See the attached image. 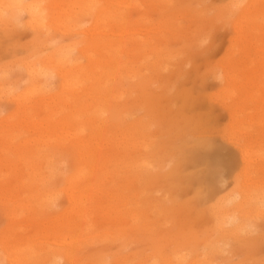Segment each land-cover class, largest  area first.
Segmentation results:
<instances>
[{"label": "rangeland", "instance_id": "1", "mask_svg": "<svg viewBox=\"0 0 264 264\" xmlns=\"http://www.w3.org/2000/svg\"><path fill=\"white\" fill-rule=\"evenodd\" d=\"M52 1L56 3L58 10H52L51 2L47 0L41 2V6L44 8L43 14L46 17V27L38 32H34L37 29L30 30L25 26L28 22L25 15L18 16L17 24L19 25L6 27L0 24V79L2 82H0V86L3 84L0 87V164L10 165L18 154H24V152L42 157L47 156L53 164L51 167L52 179L49 181V187L52 189L50 194H52L53 199L45 209L39 212L36 219L46 223L53 219L56 211L61 212L69 209L71 192L69 189L61 187L63 181L60 182V180H62V175L68 172V168L75 158V151H71L69 147V142H73V137L67 134L59 138L55 133L49 132L44 141L40 142L36 132L23 123L22 117L25 114L19 112L24 111L28 114L30 111H40L44 104L53 101L64 105L63 110L65 111L74 109L75 102L83 104L84 99H86V87L89 86L91 78L87 72L93 70L86 58V55H90L94 56L97 63L95 70L100 73L101 70L97 66L101 65V62H110L108 72L104 73V77L115 76L118 69H112L114 62H122L121 76L117 81L110 80V82L112 81L111 89L114 92H119L112 99V104L113 111H121L122 109L124 112L127 111L125 116L128 114L126 121L128 125L135 124L134 122L130 123L133 119L135 122L138 120L136 125L137 123L143 125L145 123L146 127L149 126L150 129H145L146 132L143 125V128L137 126L146 135V139L150 137L157 142L163 140L162 143L169 142L168 139L172 137L170 140L172 143L181 144V140L179 139L180 143L176 139L180 138L182 133L183 135L187 133L188 135L185 136L189 137V140L193 138L190 141L193 140L192 142H196V145H200L201 148L202 145L208 147L210 152H208V148L203 147L204 149L201 150L207 153L206 155L203 152L201 154L199 149L193 148L195 144L191 142V146L193 145L191 150L193 152L195 150L193 162H196L194 164L190 162L189 165L186 163L185 167L183 166L186 171L183 170L184 168L182 171L186 174L184 176L188 177V173L200 167L196 172L190 173L191 175L199 174L198 177L194 175L195 179L197 178L194 184L186 178L179 180L181 182L178 180L173 182L168 178V215H162L160 211L153 210L151 213L154 214L150 212L149 214L154 219H151L152 222L154 221L151 222L152 225H155L146 224L147 228H150L149 230H146L145 224V230L137 231L136 226L137 232L135 229L132 230V232L135 231L133 233L130 232L131 229L128 230L130 233L123 240L89 245L83 254L98 251V254L116 252L120 256L128 257L129 255L132 258L135 253L147 256L156 250L159 251L160 248L165 249L164 252L168 251L170 254L173 248L184 245L185 252L191 254V257L196 256L197 259L199 257L205 259L206 257L208 261L211 259L213 264H264V209H261L260 214H258L259 209L254 208L257 205L252 206L254 209L248 205L249 214L253 215L254 210H258L255 220H252L251 214L247 213L251 217L246 222L251 225L249 226L253 230L251 229L252 232L247 230V232H241L237 235L230 234L234 239L237 237L238 241L226 236V238L231 239L229 241L223 236L228 235L225 234V231L230 230V227L227 224L224 225L227 226L228 230H226L220 222L222 216L218 215L220 206L222 207L221 214L223 210L226 211L228 206L237 205V200L241 198L239 195L244 190L241 191V194L239 191L249 185L248 181L250 184L253 183L252 187L256 183V187L254 186L252 191L258 192V194L262 192L261 194L264 195V190L261 192L256 191L259 189L255 190V188L264 189V0H92L95 9L91 11H89L91 5H87V0ZM243 8L245 9L242 15L240 10ZM254 14H256L255 17L259 15L256 22L255 17H253ZM243 17L244 19H242ZM134 40L140 41L138 49L131 46ZM143 42L146 47H140ZM127 44L131 45L127 47ZM54 49H63L68 52L66 54L72 51L71 55L68 56L69 60L76 64V68L67 73V86L59 88L61 77L50 74L39 80L50 93L43 97L27 98L23 100L21 107L11 103L13 96L21 94L26 85L29 84L28 75L24 69H21L23 68L21 66L26 63L29 64V61L32 62L30 65L33 63L36 65L42 57L43 59L46 58ZM134 54L138 55L132 58ZM159 54L162 57L159 63L161 69L156 68L159 70L152 72L153 69L151 68L158 60ZM33 58L39 60L34 61ZM19 61H22V64L19 65ZM58 71L64 72L66 69L61 66ZM76 71L82 73L77 74ZM136 71L139 72L136 73ZM138 74L146 76V78L144 76V81L141 79L143 75L139 78ZM139 79L141 80L138 81ZM248 81L249 84L247 85ZM146 85H148L147 88ZM246 91H249L250 97L246 96L244 93ZM138 104L142 105L139 106ZM132 105L137 107H133V109ZM29 114L33 116V119L42 118L41 114ZM61 125L69 126V120L62 118ZM188 126L189 128L194 126L196 130L193 129L194 127L189 129ZM180 129L184 131L181 132ZM163 131L168 136H165ZM179 132L181 135L178 134ZM190 133L196 135L197 141L194 136H189ZM128 134L125 137L129 143L128 141L126 142L128 145L124 143L125 153L122 149L123 155L121 157L124 158L125 154V158L131 159L132 156L130 157V155H134L135 152L132 153L130 149H134L132 146L138 137H135L134 140L130 133V139ZM85 135L83 134L82 137ZM162 136H165L163 137L165 141ZM187 137L182 136L181 138H185L188 143L190 141ZM130 140L132 142L134 140V143ZM204 140L206 143L208 140L211 141V143L208 142L209 146L204 142L201 143ZM45 141L50 142L49 145H45ZM138 141L142 142L140 138ZM199 142L201 144H198ZM160 143H158L160 148L161 146L164 148L163 145L167 144L166 142L161 143L162 145ZM172 143L167 144L169 157L166 155L167 151L164 153L168 160L171 159L170 162L173 158L171 156L174 155L171 151L172 148L181 146L174 145L175 143L172 146ZM189 145L188 143L187 147H190ZM211 145L214 147L213 149ZM167 146L165 145V149ZM254 148L255 150H253ZM249 150H252L255 155L260 153L255 156L251 154V151L248 152ZM126 151L129 153L127 154ZM71 154L73 155L71 156ZM243 157L248 158L247 161L245 159L246 163L242 161ZM250 159L252 163L253 161L255 163L254 166L251 164L252 170L254 168L255 171H250L251 168L246 167L247 163L251 161ZM49 162L43 161V163ZM199 163L204 164L200 166ZM243 166L246 168L245 170ZM170 167L171 164L168 165V170ZM247 168L249 172H247ZM211 172L212 174L214 172L215 175H212ZM204 174L209 176L205 177ZM241 176L246 180L244 181ZM200 177L203 179L201 180ZM257 181H259L258 184H261L258 185ZM38 182L40 181L36 179L30 183V190L34 194L41 191ZM158 184L149 187L151 189L157 187L152 189L153 191L149 194L151 189L148 188L149 191L146 190L147 192H145L144 183L142 186L138 185V188L135 185L136 189L135 186L134 189H143L145 196L157 194L155 196L157 197L160 196L161 191L156 193L154 191L160 190L159 186L162 183ZM7 185L11 187L13 183L10 182ZM242 185L245 186L242 188ZM0 186L2 189V184ZM180 187L183 190H180ZM237 189L239 190L237 191ZM245 190L249 192L250 189L246 187ZM201 191L203 193L199 194L198 192ZM255 192L253 195H256ZM198 194L200 195L199 198H197ZM202 195L206 197H202ZM253 195L250 196L254 197ZM14 196L17 200L22 199L23 191L19 186L16 187ZM261 196L260 199L262 200L264 197L261 198ZM257 197L259 198V195ZM0 199H4V197L0 195ZM142 199L145 197L141 196ZM145 201L146 199L142 201V204L145 205ZM0 202L2 203L1 200ZM218 203L224 205L218 206ZM144 205L142 208L145 209ZM2 207L3 205L0 206V233L7 228V223H9L7 220L9 221L10 218V216H6V210ZM214 213H216L215 217ZM261 213L263 217L256 218L258 215H262ZM217 216L218 218L221 216L220 221ZM248 216L247 218H249ZM215 218L222 225L223 228L219 225L222 232H220L221 228L218 230L217 227L219 226L215 225L217 224ZM27 219H24L23 216L17 223H23L28 227L26 233L31 231L28 233V236L29 234L31 236L36 231L33 230L32 226H29L31 224L30 219L28 220L29 224ZM143 222L144 220L139 222L141 228ZM214 222L216 223L214 224ZM30 228L32 229L30 230ZM219 232L224 234H221L222 240L218 245L217 241L219 242V240H216L217 237L215 238V236L216 234L219 236ZM166 239L168 242L165 241ZM223 239L229 242L226 241L227 247L225 245L223 246L225 248L220 249L221 245L224 244ZM213 240L216 241L213 242ZM210 241L213 244L216 242L217 246H213ZM208 242L209 244H207ZM52 243H54L53 240ZM156 243L158 244L156 245ZM109 245L112 247L108 248ZM211 245V248L214 249L215 247L214 250L210 248ZM207 247L216 253L217 251L218 253L222 251V253L213 254L215 252L212 253ZM217 247L218 250L216 251ZM54 248L56 249L55 245L52 249ZM207 250L212 253L210 257L211 254L208 252L210 258L203 256ZM5 253L9 254V251L0 249V260L2 259L0 264H8L5 262ZM65 259L58 260L57 258L54 264H68L67 259ZM210 261L209 263H211ZM42 264H51V261L44 260Z\"/></svg>", "mask_w": 264, "mask_h": 264}, {"label": "bare ground", "instance_id": "2", "mask_svg": "<svg viewBox=\"0 0 264 264\" xmlns=\"http://www.w3.org/2000/svg\"><path fill=\"white\" fill-rule=\"evenodd\" d=\"M43 1L44 0H0V24L6 27L8 26L13 27L15 25H19L17 24L18 16L25 15L28 18L27 19L28 22L25 24V26L29 28L30 30L37 29L34 32L36 31L38 32L40 29L46 27L45 25L46 17L43 14L44 8L41 6V2ZM47 1L51 2L52 10L54 11L58 10V6L56 5V3H54L52 0H47ZM86 3L89 6L91 5L89 11L95 9V4L93 3L92 0H87ZM49 7L51 6L49 5ZM244 9L245 8L240 10L242 15L244 13L243 12ZM255 15L256 14H254L253 17H255ZM99 18H101V16H99ZM258 18H259V15L258 17H255V22H256V19ZM242 19H244V17ZM144 42L141 43L142 46L140 47H146V44H144ZM150 42H152V40H150ZM41 43L43 44V42ZM139 43L140 41L134 40V43H132V45L127 44V47L131 45L132 47L134 46L135 49H138L137 47ZM88 45H90L89 42H88ZM147 46H148V43H147ZM54 50L46 58L43 59L42 57V59L38 61L36 65H33L34 63L30 65L32 62L30 63L29 61V64L25 62L26 64L21 66L23 67L21 69H24L28 75L29 84L26 85V88L24 89V91H22L21 94L13 96L11 103L15 104L17 107H21V103L24 102L23 100L27 98L43 97L47 93H50V91L46 89L45 85L39 82L40 78L48 76L50 74H55L57 76L59 75L62 78V79L60 78L59 88L67 86L68 84L67 73L69 71L75 70L76 68V64L72 63V60H69V56H68V55H71L72 51L71 53L69 52V54H66L68 52L64 51L63 49H54ZM143 51L145 50L143 49ZM138 54H134L132 58H135V55H138ZM158 56H159L157 58L158 60L155 61V64H153V67L151 68L153 70L149 69L152 72L161 69L159 68V63L161 62L162 57H160V54ZM86 58L90 62L91 68L93 67V70L90 72H87L88 75L91 76V78H90L89 86L86 87V92H85L86 99H84L83 104H79L78 102H75L74 109L72 110L67 109L65 111L63 110L64 105H60L58 103H55V101H53L51 103L44 104L43 108L40 111H35V112L30 111L29 112V113L41 114L42 115L41 119H33L32 115H30L29 113L26 114V112L24 111L19 112L21 114H25V116L22 117L23 123L27 124L30 129L36 132V134L39 137L40 142L44 141V138H46L45 137L46 134L49 132L55 133V135L56 136L58 135L59 138H62L66 136L67 134L68 136L73 137V142H69L70 144L69 147L71 151H75L74 152L75 158L72 160V163L68 168V172H66V174H63L61 177L62 180H60V182L63 181L61 187L65 189H69L71 192L69 195V207H68L69 209L65 211H61V212L56 211L53 219L51 221H47L46 223L39 222L36 219V217L39 215V212H41L51 203V200L53 199L52 194H50L52 189L49 187L50 185L49 181L50 179H52L51 167L53 166V164H51V159L48 158L47 156L42 157L40 155H31L29 154L30 152H24V154H18V156L14 159L12 164L10 165L0 164V183L2 184V189L0 186V189H1L0 195L4 197V199H0L2 201V203L0 202L1 203L0 206L3 205L2 208L6 210V213H7L6 216H10L9 221L7 220V222H9L7 223L8 225L7 228L3 230L4 232L1 231L2 233H0V249L3 251H7V250L9 251V254L5 253L6 254V257L4 256L5 262H7L8 264H14V263L42 264L44 260H49L51 261V264H54V262L56 263L57 258L58 260H62L66 258L68 261V264H128V263H132V264H213L210 261L211 259L209 260L211 263H209V261L206 259L205 256L210 258L212 256V253L215 252V251H212L215 249V247L214 249L211 247L212 245L217 246V243L219 245V243L221 242L222 239L220 236L221 234H224V233H220V232H222V228L225 227L224 225L227 224L230 227V230L226 228L227 226L225 227V229L228 231H225L223 229L225 231V234L226 233L228 234V235H223L225 236V238L226 236H230V234L237 235L238 233H241V232H247V230L248 231L250 230V232H252L253 229L250 228L251 225L249 224L250 225L249 226L248 222L246 221H248V219H250L251 216L253 217L254 214H255L254 217L253 218L251 217V219L255 220L254 218L257 215L258 210L255 211L256 210L255 209L253 215L250 213L251 216H248L247 213L249 214L250 211L249 212L247 211L248 209L247 207L249 206L254 207L257 205L254 208L259 209L258 214H260L261 209L262 210L264 209V201H262L264 198L262 200L260 199L261 195H262L261 198L264 197V195L261 194L262 193L261 191H263L264 189L255 188V190L259 189L256 191H260L261 195L258 194V192L256 193L255 191H252L254 189L253 187L254 186L256 187L255 182H254L255 183L254 186L252 187L251 185L253 183L250 184L248 181L250 188H248L249 186L248 184H247L248 186H245L246 184L242 185V188L244 186L245 187L244 189H241L239 191L240 194H241V191L243 190H244L243 193L245 191L246 192L244 194L242 193L241 195H239L241 196L240 200H237L235 198V200L238 201L237 205L233 204L231 207L226 206L227 207V209H225L226 211L223 210L222 213L220 214V211L222 209L220 205L223 206L225 203L224 201H222L224 204L222 203L220 205L219 203L217 204L221 208L220 211L218 210L219 212L218 215L222 216L221 218L222 220L220 221L219 219L221 216L219 218L217 216V218L223 224V227L220 224V222H218V220L215 218L217 221L215 219L214 220L217 222V224H215L216 222H214V224L217 226L220 225L222 227L221 228L220 226L219 227L216 226L217 228H219L218 230H220L221 228L219 232L220 235L217 236L218 233L216 232L217 234L215 236V238L217 237L216 240L218 239L219 242L217 241V243L215 242L213 244V242L216 240H213V242L210 241V243H212V245L210 246L212 250L208 247L207 248L209 251L211 250L212 253L207 250L206 252L207 253L209 252L211 255L209 253L204 254L203 256L205 257V259H203L202 257L201 258L199 257L200 259L199 258L197 259L196 256L191 257V254L185 252L186 248L183 244H182L183 245L182 247L180 246V247H175L173 249L171 248L172 250L170 254H168V251L164 252L165 249L160 248L159 251L157 250L154 252L151 251L152 254L150 253V255H147V256L141 253L138 255L137 253H135V255H133L132 258L131 256L129 257V255L128 257L120 256V254H117L116 252L110 253V254L109 253L108 254L107 253L98 254L99 252L98 251L96 252L97 254L96 253H90V254H85V255L83 254L85 248H87L89 245H97V244H105V243H109L113 241H121L128 235V233L130 232L133 233L136 231V229L137 231H140V229L145 230V227H146V230L147 229L149 230L150 228H147V225H152V223L154 222V221L153 222L151 221L152 219L151 214H154V213H151L153 210H156L158 212L160 211L162 215H168V212H169L168 211V199H169L168 198V178H170L173 182H175V180L179 181V180H182L183 178H186L188 181L190 180V183L191 182H193V184L196 183L197 178L195 179L194 175L198 177L199 173L198 174L196 173L193 175H191L190 173H194L196 172V170L200 169L198 164L196 163L199 169H195V171L193 172L191 171L190 173H188V177L184 176L186 174L182 171V169L185 167L184 165L186 163H188L189 165L190 162L194 161L195 150L199 149V151H201V154H202L203 151L201 149L205 147L204 145H202V148H201L200 145L199 146L196 145L197 144L196 142L195 143L192 142L193 140L190 141L193 138L189 140L188 139L189 137L185 136V135H188L187 133L185 135H183L182 133V136L187 137V139L190 141L188 142L190 144L189 145L190 147H187L188 143L185 138H181L182 136L176 139L178 140L177 142H180L179 141L180 139L182 142V143L180 142L181 144H176L175 142H174L175 144L172 143L170 141L172 137L170 138L169 136L170 139L168 140L170 144L172 143V146L173 144L181 145V146H177L176 148H172V150L170 149L172 151V154H174L171 156L173 158H172V161L170 162L171 159L169 158L170 160H168L169 155H168V146H167L169 142L165 141V139L163 138L165 136H168L166 135L165 131H163L165 132L164 133L165 136H162V138L167 143L165 144L167 146L166 149H165V145H163L164 148L162 146L160 148V146L158 145V143L160 142L162 143L163 140L160 142H157L156 140H152L150 137H148L149 134L147 135L148 138L146 139L145 137L146 135H144V133L140 131V128H139V127H142L143 124L137 123V125L139 126L138 127L136 125V122L138 121L137 119H136L137 120L136 122L134 121V119L131 120L130 123L134 122L135 123L134 125H131V124L128 125L126 122L128 119L127 117L128 114L125 116V113L127 111L124 112L123 109L121 111H116V110L113 111L112 99L119 92H114L111 89L112 81L110 82V80L113 79V82L117 81L118 78L121 76L122 62H119V61L114 62L112 69H118L115 73V76L104 77V73L108 72V67H109L108 65L110 62L109 63L101 62V65L97 66V68L101 70V73H102L101 74L99 71L95 70V66L97 63H96V60L94 59V56L86 55ZM33 59H35L34 61L39 60V59L36 60V58H33ZM24 60H23V63H24ZM21 62L19 63V65L22 64ZM19 65L17 64V66ZM61 66H63L66 69V71L59 72L58 70ZM156 68H159V69L156 70ZM151 71H149V73H151ZM137 72L139 71H136V73ZM76 73L80 74L82 72L76 71ZM141 75L138 74L139 78L143 77L141 79L144 81L146 76L145 75L141 76ZM141 79H139L138 81H140ZM0 82H1V79H0ZM248 84H249V81L247 82V85ZM2 86L3 84H1L0 87ZM145 87L147 88L148 85H146ZM244 93H246L247 97H250L249 91H246ZM9 95H11V93H9ZM131 107L133 108L134 105H132ZM62 118H64L65 120H69V126L61 125ZM144 125L143 127L145 131V129H147L149 126L146 127V125L145 126ZM195 128L196 127H194L193 129ZM130 133L132 135V139L135 140L136 139L135 137H138L140 138L142 142H139L138 138L135 141V143H134V140L133 142L132 140H130V142L134 143V145L132 146L134 147V149L131 148L130 151L132 153L134 151L135 153L134 155L129 154L130 157L132 156L131 159L125 158V154L123 156L124 158H122L121 156L123 155V153H125L124 151L125 144L127 141L129 143V140H126L125 136L127 134L130 136ZM191 133L189 134V136L192 135ZM83 134H86V135L82 137ZM167 134H168V131H167ZM178 134L181 135L180 132ZM153 135H150V136H153ZM130 139H131V136H130ZM195 140L197 141V138H195ZM165 142H163L162 144H164ZM191 142L192 144H195L196 146L195 145L194 147L193 145L191 146ZM203 142L206 143L205 140L202 141L201 143ZM208 142L211 143V141L209 140ZM208 142L206 144H208L209 146ZM49 143L50 142H47V141L44 142L45 145H49ZM201 143L199 142L198 144H201ZM185 145L187 148L185 147ZM192 147L195 148L194 152L191 150L193 149ZM129 148H130V144H129ZM205 148H208V147H205ZM211 148L213 149L214 147H212L211 145ZM122 149L124 151L123 153H122ZM188 150H191V152H188ZM207 150L208 152H210L209 148ZM253 150H255V148ZM166 151H167L166 155L168 157H165L164 153ZM250 151H251V154L255 155V153L252 150H249L248 152ZM128 153L129 152H127V154ZM206 153L204 154L206 155ZM242 153L244 154L243 150H242ZM169 154L171 155L170 151H169ZM257 154L255 156H257ZM72 155L73 154H71V156ZM251 156H248V157H251ZM196 157L198 158V156ZM197 158L195 159L197 160ZM245 159L246 158H244L242 161H245ZM42 160L50 161V162L43 163ZM201 160H202V156H201ZM259 160L261 161L260 158ZM195 162H193V164ZM250 162L247 163V165L243 163L242 164L246 165V167L248 168H251L250 169L251 171L252 165L255 163L254 161L252 163V160ZM169 164H171V167L168 170ZM186 168H187V165H186ZM243 168L244 170L246 169L244 166ZM183 170H185V168ZM207 172H209V170H207ZM247 172H249V170ZM245 174L246 173H244V175ZM212 175H215L214 172ZM204 176L207 177L209 175L204 174ZM242 178L244 181L246 180L244 179V177ZM36 179L40 181L37 184L41 188V191L38 192L37 194H34V192L30 190V186H31L30 183ZM10 182H12L13 185L11 187H8L7 184H9ZM258 182L259 181H257V184ZM143 183L145 184V187L148 186L146 187L147 188L146 189L143 185V189H145V192L149 191L148 188L150 186H155V185H159L158 183H162V185L159 186L160 190L157 189L156 191H154V193L161 191L160 196L155 197L157 194L155 196H152V195L145 196L143 193L144 192L143 189L135 190L136 189L135 185H137V188H138V185L142 186ZM18 186L23 191V197L20 200L19 199L17 200L14 196V192L16 191V187ZM134 186H135V189H134ZM246 187L247 189H250L251 191L249 190V192H247L248 190H245ZM155 188L157 187H153L152 189L154 190ZM152 189L148 192V194L153 191ZM181 189L182 188L180 187V190ZM200 189L202 190V187ZM238 190L239 189H237V191ZM254 192L256 193L257 196L259 195V198L255 194L253 195ZM198 193L199 194L203 193V191L198 192ZM206 193H204V195H206ZM199 194L197 195V198L200 197ZM214 194H215V191H214ZM204 195H202V197ZM250 195H253L254 197ZM141 196H144L146 199L145 205L142 204V201L145 199L141 200ZM239 196H236V197H239ZM230 198L232 197L230 196ZM254 203L256 204L251 205ZM259 204L261 205L258 206ZM143 205L146 207L145 208L146 210L142 208ZM217 205L216 207L218 208ZM216 207L215 209H217ZM253 207L251 209H254ZM149 212L151 214H149ZM218 212L216 211V213ZM216 213H214V217L216 216L215 215ZM23 216H24V219L28 218L27 222L30 219L29 222L31 224L29 226H32L34 228L33 230L36 231L31 236L30 234L28 236V233H30L31 231L26 233V230L28 229V227L23 225V223L21 224L17 223L18 220H21ZM247 216L249 218H247ZM259 216L263 217V214L258 215L256 218H258ZM224 219L227 220V222H225ZM143 220L145 223L143 222V225H142L143 227L141 228L139 226V222ZM144 224L145 225L147 224V225L144 227ZM154 225L155 224H153L152 226ZM136 226L137 228L135 229ZM31 229L32 228H30V230ZM133 229H135V231L132 232ZM33 230H32V233H33ZM128 230H130V232ZM43 235L44 237H42ZM231 237L233 238V236H230V238ZM230 238H228L229 241L232 239ZM236 238L237 237H235V239ZM50 240L51 242H49ZM52 240L54 241V243H52ZM236 240L238 241L239 239H236ZM165 241L168 242V239H166ZM226 241L228 240H224L223 241L224 244L221 243L222 245L220 249L226 245L227 243ZM157 244L158 243H156V245ZM207 244H209V242ZM54 245L56 246V249L54 248L55 250L52 249ZM111 247L112 246L109 245L108 248H111ZM217 250H218V247L216 248V251ZM217 253L215 252L213 254H217ZM221 253L222 251L219 252L218 254H221ZM208 255H210V257Z\"/></svg>", "mask_w": 264, "mask_h": 264}]
</instances>
